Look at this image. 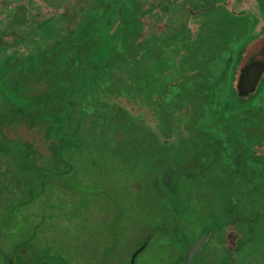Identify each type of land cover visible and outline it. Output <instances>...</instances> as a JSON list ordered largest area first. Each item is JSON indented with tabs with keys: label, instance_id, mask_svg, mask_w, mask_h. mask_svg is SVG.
Masks as SVG:
<instances>
[{
	"label": "rangeland",
	"instance_id": "374dc122",
	"mask_svg": "<svg viewBox=\"0 0 264 264\" xmlns=\"http://www.w3.org/2000/svg\"><path fill=\"white\" fill-rule=\"evenodd\" d=\"M72 1L69 3V14L72 15L71 19H68V24L75 27H70L71 31L68 32V37L65 36L66 39L78 34L87 21L85 18H77V9L79 13L81 6L86 8L95 0ZM144 1L149 8L157 3V0H124L116 29L106 35L103 31L98 32L100 34L91 40L93 43L90 47L81 49V61L103 63V56L115 52L128 55L133 60L138 58L141 54L136 52L133 39L141 34L139 30L142 29L143 21L139 18ZM86 9L83 8L82 11ZM82 11L80 13H83ZM177 12L179 18H182V12L180 10ZM0 13L2 14V11ZM115 13L113 6L108 16L110 22L108 21L104 28L111 26L115 20ZM160 17L148 21L150 29L153 26L152 21ZM67 26L65 17L52 19L32 38L34 42L41 41V43L37 41V45L45 46L47 37L64 33L63 30ZM15 30V18L2 19L0 22V249L9 248L20 242V247L15 249L17 252L15 264H33L37 258L54 256L64 257L68 264H79L76 259V249L82 234L78 231V220L81 217L79 202L80 197L84 196L83 200L87 204L84 213L88 215L90 227H98V224H101L102 232H107L109 221L111 222L110 217L115 213V226L112 222L115 235H111V229L109 239L106 238L107 234H102L105 244L114 240L110 248L111 257L101 260L102 264H128L127 256L130 251H134L132 255L134 258L145 250L141 264H164L166 260L169 261L178 251L170 244V239L164 230L159 229L165 227L168 218L165 210L166 202L159 193L160 188L153 180L155 169L149 164L151 160L155 162L156 160L151 158L149 153L147 160L144 149H140L144 144L143 138H146L141 134L142 126L150 125L156 131L168 129L167 116L164 113L166 109L157 113L150 111L149 106L156 98L155 91L145 89V84L140 78L141 73L136 72L139 70L134 67L135 62L132 59L128 65L121 64L119 67L118 63H123L119 58L112 61L115 68L112 64H108L111 66L108 71L85 85L82 83L79 98L77 97L73 103L59 110L58 113L48 112V109L44 108V102H41L42 99L48 107H57L58 105L53 104L49 99L56 91L48 84L37 80V76L33 77L32 81H37L36 84L40 85L39 89L33 92L36 93L33 101L36 103L40 99L41 106H37L31 114L19 117L17 103L27 104L28 99L24 95L33 90L22 78V73L29 62H23L15 57ZM29 42L32 44L33 41L29 40ZM2 52L5 54L3 55ZM41 55L39 62L45 56L44 53ZM33 61H30L31 65ZM83 63L79 66L81 69L84 68ZM156 94L158 96L159 93ZM207 101L206 97L193 101L195 110L191 114V121L185 124L186 128L192 123L201 102L204 105L200 107L205 112ZM171 115L177 116L174 111ZM176 120H178L175 122L177 126L183 125L179 124V119ZM137 121H140L139 125ZM159 136L162 138L160 133ZM247 147L249 146L245 149ZM246 156L251 158L244 153L243 158ZM250 161L254 162L252 158ZM67 163L70 164L67 165L68 170L61 173V169L66 168ZM245 173L244 170L241 171L243 176L247 175ZM216 181V179L208 180L214 185L205 189L213 190L215 196L198 188H189L187 185L180 187L182 196L186 198L192 196L196 203V207L192 208L186 207V201L181 202L180 209L185 207L178 216L183 224L191 221V224L196 226L208 221L205 210L216 203L211 199L218 197L221 191L219 181ZM82 186L83 189H80ZM103 189L116 198V204L104 195L101 191ZM256 197L258 198L257 195L246 197L243 205L252 206ZM241 223L243 224V221ZM240 228L237 222L228 223L223 232L214 234V238H211V241L198 252L194 263L214 264L227 254L228 264H262L264 222L253 234L248 235V239L240 248L235 250L221 248L224 240L235 243V240L239 239L231 234L233 232H238L240 237L247 236V232H243ZM88 230L84 229V235L82 234L84 239L90 237ZM239 230H242V233ZM190 232L188 234L192 236L193 233ZM227 232L228 236H226ZM157 244L163 245V249L166 248V252L164 250L163 252L167 255L157 249L148 248L157 247ZM159 247L162 249L161 246ZM63 252L64 254L60 256ZM46 264L59 263L53 259ZM87 264L92 262L88 261Z\"/></svg>",
	"mask_w": 264,
	"mask_h": 264
},
{
	"label": "flooded vegetation",
	"instance_id": "af4514ba",
	"mask_svg": "<svg viewBox=\"0 0 264 264\" xmlns=\"http://www.w3.org/2000/svg\"><path fill=\"white\" fill-rule=\"evenodd\" d=\"M114 10L115 20L108 31L103 32L104 35L111 33L118 26L121 5ZM178 10L182 12V18H179ZM109 14L110 12L107 15ZM108 16L103 26L108 23L110 19ZM154 17L160 18L151 20L153 26L150 29L148 21ZM139 20L143 21L142 29L139 30L141 34L137 35L133 42L137 48L136 52H140L141 55L133 60L132 57L122 55L120 52L106 54L103 56V63L93 64L92 62V68L96 70L94 79L108 71L111 68L108 64L111 65L113 60L121 58L123 63H118L120 67L121 64L128 65L132 59L135 62L134 67L139 70L136 72L141 73L140 78L145 84V89L155 91L156 98L149 106L150 111L157 113L166 109L164 113L167 116L168 129L156 131L150 125L142 126L141 134L146 138H143L144 144L140 149H144L147 160L148 153L156 160V162L151 160L148 163L155 169L153 180L160 188L159 193L166 202L165 210L168 218L165 221V227L159 229L164 230L170 239V244L178 251L164 264H195L194 260L198 252L211 241V238H214V234L224 231L228 212L237 218V223L243 221V210L227 211L224 208L227 187L243 184L257 185L264 180V178L263 180L244 179L241 174L244 169H260V167L264 169V146H249L245 149L246 146L214 145L213 138L217 135L221 134V137L226 138L233 133L243 135L245 132L228 129L211 130L212 108L218 104L227 105L229 102V104L238 105L235 114L236 118H241L245 109L243 107L248 108L247 105H249L246 101L258 104L264 99V0H157L152 8H149L144 1ZM95 38L94 35L93 39ZM112 67L115 68L113 64ZM247 69L251 70L252 74L256 73V76L252 88L243 92L239 90V87L247 74ZM156 93H159L158 96ZM230 93L233 95L228 96ZM196 96L199 99L206 97L207 108L203 112L200 106L204 103L201 102L192 123L186 128L185 124L191 121V114L195 110L192 103L194 100H199ZM249 96L252 98L249 99ZM246 97L245 101L240 100ZM244 103L248 104L244 105ZM173 111L176 112V117L171 115ZM176 118L180 120L179 124H183L182 126L175 124L178 122ZM244 153L250 155L255 161L252 163L249 156L243 158ZM67 165L70 164L67 163ZM68 168L69 166L61 171H67ZM210 179L219 181L221 191L218 197L211 199L216 203L205 210L208 221L196 226H193L191 221L183 224L178 216L185 207L180 209L181 202L186 201V207L192 208L196 207V203L192 196L190 198L182 196L180 187L187 185L189 188H198L215 196L213 190H205L207 186L214 185L208 182ZM80 189H83V186ZM101 191L115 204L117 203L111 193L104 189ZM83 198L85 199L81 196L79 202L81 217L78 220V231L84 235V229L87 228L90 237L84 239L81 234L76 249V259L79 264H87L88 261L92 264H102L101 260L111 257L110 248L114 242L112 240V243L110 241L105 244L102 234H107L106 238L109 239L111 229V235H115V230L112 228V222L113 226L116 223L115 213H112L110 217L111 222L109 221L107 232H102L101 224L91 228L88 215L84 213L87 204ZM190 231L193 233L192 236L188 234ZM195 244L194 250L187 255L188 248ZM241 245L242 243L237 246L236 243L224 240L221 248L235 249L234 247L240 248ZM159 246L157 244V247L148 248L157 249L167 255L166 248L163 249V245ZM18 247L20 242L9 248L0 249V264H15L17 253L15 249ZM133 252L130 251L127 256L128 264H141L146 250L144 253H138L134 258ZM63 254L64 252L60 256ZM63 258L49 257L44 263L55 259L59 264H68ZM219 261L227 264V254L214 264ZM35 262L36 260L33 264Z\"/></svg>",
	"mask_w": 264,
	"mask_h": 264
},
{
	"label": "trees",
	"instance_id": "16d2710c",
	"mask_svg": "<svg viewBox=\"0 0 264 264\" xmlns=\"http://www.w3.org/2000/svg\"><path fill=\"white\" fill-rule=\"evenodd\" d=\"M123 1L95 0L91 1V4L86 7L87 9L81 6L79 13L77 9L76 15L77 18H85L87 20L84 22L85 26L79 30L78 34H74L73 38L66 39L65 36L67 35L68 37V32L71 31V28L75 27H71L68 24V19H71L70 16L72 15L69 14V3L73 2L72 0H0V11H2V14L0 13V22H2V19L15 18V57L21 59L23 62H29L27 63L28 67L22 73V78L29 87H32L31 90L33 91L24 95L28 99L27 104L22 105L17 103L19 107L17 116L31 114L37 106H41V102H44V108L48 109V112L58 113L59 110L73 103L77 97L79 98V94H81L79 92L80 86L82 83L85 85L88 81L94 79L96 72L92 68V62L83 63L81 61L80 51L82 48L86 47L85 49H88L90 47V44L93 43L91 41L93 40V36L95 35L96 37L98 32L108 31L110 27L103 29L107 14L112 11L113 6L114 9L117 6L119 7V5L123 6ZM83 8L86 9V12L82 11ZM80 11L83 13H80ZM63 17L67 18L68 25L63 30L64 33L53 34L51 38L47 37L45 40L47 44H44L45 46L37 45L36 42L38 40L34 42L32 37L37 35L39 29H43L50 20ZM29 40L33 41L32 44H30ZM42 53L45 56L39 62ZM32 60L34 61L31 65L30 61ZM82 63L84 64V68L81 69L79 66ZM30 66L33 68H30ZM35 76L38 77L37 80H41L43 84H48L52 90L56 91L55 94H51L49 99L53 104L56 103L57 107H48L42 99L41 102H39L40 99H36L37 101L34 103L33 98H36V93L33 92L40 87V85L36 84L37 81H32V78ZM230 95L233 94L230 93L228 96ZM250 98L252 97L249 96ZM246 99L247 97L244 99L240 98L243 101ZM246 102H249V105H247L248 108L243 107L245 109L241 118H236L235 111L238 109V105L236 104H229L228 102L227 105L218 104L212 108L211 130L228 129L235 132L240 130L245 132L243 135L233 133L226 138L221 137V134L217 135V137L213 138L215 139L214 145L264 146V99L258 104H253L251 101ZM246 104L248 103H244V105ZM248 109L251 111L248 112ZM136 123L139 125L140 121ZM58 147L60 149V146ZM244 171L247 174L246 176L242 175L244 179L257 178L263 180L264 178L263 168H249L244 169ZM225 194L224 205L226 207L224 208L227 211L237 209L244 211L242 217L243 224H239L240 229H243V232H247V236L240 237L241 235H238V232L231 233L234 237L239 238L235 240L238 246L240 243L243 244L248 239V235L253 234L264 222V180L257 185H229ZM254 195H257L258 198H254L253 205L250 207L244 206L245 198ZM228 213L224 224L237 222V218L231 216V212ZM239 232L242 233V230H239ZM237 246L234 248L237 249ZM46 259L47 257L37 258L34 264H45ZM217 264L222 263L219 261ZM262 264H264V261Z\"/></svg>",
	"mask_w": 264,
	"mask_h": 264
},
{
	"label": "water",
	"instance_id": "95a60500",
	"mask_svg": "<svg viewBox=\"0 0 264 264\" xmlns=\"http://www.w3.org/2000/svg\"><path fill=\"white\" fill-rule=\"evenodd\" d=\"M255 76H256V73L254 74L253 72L252 74L251 70H248L243 82L240 84L239 90L243 92L250 90L253 86ZM195 247H196V244L188 248L187 255H189L194 250Z\"/></svg>",
	"mask_w": 264,
	"mask_h": 264
}]
</instances>
